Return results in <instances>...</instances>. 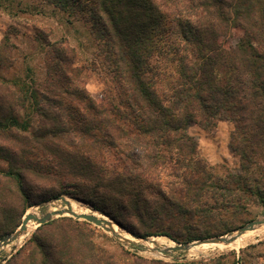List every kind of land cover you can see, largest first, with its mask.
I'll return each mask as SVG.
<instances>
[{"label":"trees","instance_id":"1","mask_svg":"<svg viewBox=\"0 0 264 264\" xmlns=\"http://www.w3.org/2000/svg\"><path fill=\"white\" fill-rule=\"evenodd\" d=\"M43 1L85 18L99 43L92 69L111 86L93 100L82 86L88 69L56 41L45 44L55 78L0 90V240L21 209L64 195L138 238L182 244L231 232L226 213L243 195L229 185L245 183L215 178L188 130L231 122L249 137L237 150L264 157V0ZM20 107L37 122H21ZM97 235L88 222L58 218L5 264H167L116 258Z\"/></svg>","mask_w":264,"mask_h":264},{"label":"rangeland","instance_id":"2","mask_svg":"<svg viewBox=\"0 0 264 264\" xmlns=\"http://www.w3.org/2000/svg\"><path fill=\"white\" fill-rule=\"evenodd\" d=\"M84 19H74L73 16L58 11L43 0H0V90L4 91L9 87L12 91H17L19 87L15 84L31 86V84L36 83L38 87H44L47 75L52 78L56 77L53 71L49 72L46 55L48 50L45 44L47 42L65 41L68 47L75 51L76 65L88 69L82 74L83 88L93 100L101 98L111 86V82L105 74L92 69V62L97 60L99 43L92 36L91 27ZM69 86L73 88V80ZM14 115L21 122H27L29 116L33 120L38 118L37 114H32L28 107L24 109L15 108ZM12 132L17 131L12 129ZM188 132L198 141L199 154L205 163L212 167L215 178L223 180L229 178L235 182L244 181L245 183V189H239L238 182L234 186L229 185V190L236 197L241 196V194L243 197L239 203H235L227 211L226 220L233 230L222 236L232 234L246 224L262 219L264 217V204L261 201L264 198V157L261 152L257 151L254 158L244 157L242 152L237 150L242 141H247L249 137L236 131L234 124L228 121L218 122L216 127L209 131H204L198 126H192ZM6 143L4 141L1 144L6 145ZM7 168L8 164L0 159V170L7 171ZM166 179L168 182L175 180V178ZM258 182H261L262 185H259ZM62 197L75 201L82 207L92 209L82 201L65 195ZM37 200V195L32 193L29 202H36ZM54 200L35 203L32 207L21 209V219L19 218L13 223V226L18 223V227L9 234L16 232L24 217L32 211H37L40 215L49 212V205ZM54 203L64 205L62 202ZM103 216L111 220L109 217ZM58 218L62 217L53 220ZM93 226L97 228L98 232L96 242L116 258L125 254L167 264H264V236L239 251H215L206 255L189 256L187 250L174 249L166 254L160 252L157 254L153 250L149 251L146 242L156 237L138 238L121 226L119 227L122 231H127L134 237L133 243L122 242L114 237L110 231ZM38 227L30 231L21 244H17L18 240H16L0 247V264H5L25 247L35 235ZM159 237L174 242L176 248L199 241L179 244L170 237ZM218 237L221 236L205 239ZM251 246L255 247L249 249ZM241 251L244 253L241 254Z\"/></svg>","mask_w":264,"mask_h":264},{"label":"bare ground","instance_id":"3","mask_svg":"<svg viewBox=\"0 0 264 264\" xmlns=\"http://www.w3.org/2000/svg\"><path fill=\"white\" fill-rule=\"evenodd\" d=\"M60 209H72L75 213L79 215H87L92 214L96 216L97 218L105 221H109L107 218H105L103 215H101L98 211L88 209L85 207L80 206L75 201L69 202V205L66 207V205H62L60 203H52L49 205V211L50 212H58ZM36 210V208H35ZM31 213H37V211H32ZM38 227L36 223H30L27 229V232L24 233L22 236H20L19 240L16 242L17 244H21V242L27 237L30 231L35 230ZM108 228L112 229L114 232H116L121 238L127 241L134 242V237L126 232L120 230L118 225L115 223H111V225L108 226ZM233 236H239L238 233L234 234ZM264 236V225L256 226L253 230L247 231L243 233L240 237H238L233 243L229 245H225L220 242H214V243H193L187 248V252L189 256H200V255H206L210 252L220 251H239L249 244H252L256 242L259 238ZM15 243V242H14ZM146 246L148 247L149 251H156L154 253L159 254V251H165L170 250L173 248H176V245L174 242L162 238V237H156L153 240H150L149 242H146ZM217 253V252H216Z\"/></svg>","mask_w":264,"mask_h":264},{"label":"water","instance_id":"4","mask_svg":"<svg viewBox=\"0 0 264 264\" xmlns=\"http://www.w3.org/2000/svg\"><path fill=\"white\" fill-rule=\"evenodd\" d=\"M54 202H62L67 207L69 205V202H71V200L66 198V197H60V198L55 199L52 203H54ZM65 216L71 217V218H73L75 220H78V221H85V222L93 224V225H95L97 227H100L103 230L110 231L113 234L114 237L118 238L122 242H125V243H128V244L129 243H133L132 241L124 240L116 232H114L112 229L108 228V226L111 225V223H115L112 220L108 219L109 221L107 222L105 220H101V219L97 218L96 216H94L92 214L79 215V214L75 213L72 209H60V210H58V212H50L49 211V212H47L45 214H41V215L40 214H36V213L27 214L24 217L20 227L16 230V232H14L13 234H9V235L5 236L0 241V247H3L5 245H7L9 242L19 240L20 236H22L24 233L27 232L28 226L32 222L33 223H37L38 226H41V225H45V224L51 222L54 218L65 217ZM260 225H264V217L262 219H258V220H255V221H252V222L246 224L244 227L239 228L238 230H236L232 234L221 236V237H218V238L199 240V241L194 242V243L220 242V243H223L225 245H229V244L233 243L243 233H245L247 231H251V230L254 229V227L260 226ZM118 227H119V225H118ZM237 233H238L239 236H233L234 234H237ZM192 244L193 243L187 244V245H181L178 248H173V249H170V250L159 251V252L162 253V254H166V253L171 252L174 249L175 250H180V251L187 250V248L190 245H192Z\"/></svg>","mask_w":264,"mask_h":264}]
</instances>
